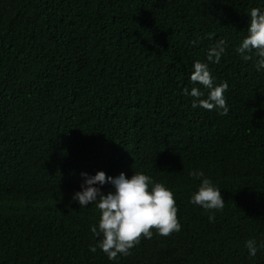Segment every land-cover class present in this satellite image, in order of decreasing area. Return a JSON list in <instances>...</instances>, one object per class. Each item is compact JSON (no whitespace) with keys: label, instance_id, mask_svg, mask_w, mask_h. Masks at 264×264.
Here are the masks:
<instances>
[{"label":"trees","instance_id":"1","mask_svg":"<svg viewBox=\"0 0 264 264\" xmlns=\"http://www.w3.org/2000/svg\"><path fill=\"white\" fill-rule=\"evenodd\" d=\"M264 0H0V264H264V71L236 48ZM223 41L219 62L209 52ZM228 114L184 94L194 62ZM204 95L207 90L201 87ZM202 170L225 206L189 203ZM142 172L175 194L180 232L109 260L82 173ZM104 185L102 191L110 190Z\"/></svg>","mask_w":264,"mask_h":264},{"label":"clouds","instance_id":"2","mask_svg":"<svg viewBox=\"0 0 264 264\" xmlns=\"http://www.w3.org/2000/svg\"><path fill=\"white\" fill-rule=\"evenodd\" d=\"M248 17L247 35L236 51L244 60L252 59L250 54L255 52L258 57L256 70L264 71V10L259 7L252 8ZM222 44L223 41L210 50V60L214 56V62H219L224 50ZM190 81L200 86L193 87L191 91L184 89V94L193 98L194 108L200 107L209 111L216 109L220 115L228 114L224 97L228 85L226 82L215 84L207 64L194 62ZM201 87L207 90L206 96ZM81 175L84 182L72 199L81 208L94 204L101 214L98 223L89 229L94 237L99 238L95 245L89 246L91 253L99 249L109 260L114 261L118 255H129L130 250L140 242L142 235L145 239H151V229H156V234L164 237L181 231L174 192L151 176L134 172L131 177L120 173L113 178L106 177L103 171H98L94 176L87 173ZM189 176L200 181L198 189L191 194L189 203L209 212V221L212 222L215 217L211 213L221 211L225 206L222 192L202 170L190 171ZM106 184L111 187L104 192L102 188ZM245 248L250 257H255L259 248H264V244L258 245L255 240H247Z\"/></svg>","mask_w":264,"mask_h":264}]
</instances>
